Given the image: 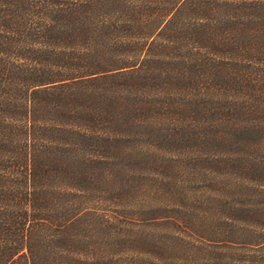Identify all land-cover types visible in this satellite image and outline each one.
<instances>
[{
	"label": "trees",
	"instance_id": "16d2710c",
	"mask_svg": "<svg viewBox=\"0 0 264 264\" xmlns=\"http://www.w3.org/2000/svg\"><path fill=\"white\" fill-rule=\"evenodd\" d=\"M230 236L264 253V0H0V264Z\"/></svg>",
	"mask_w": 264,
	"mask_h": 264
},
{
	"label": "rangeland",
	"instance_id": "374dc122",
	"mask_svg": "<svg viewBox=\"0 0 264 264\" xmlns=\"http://www.w3.org/2000/svg\"><path fill=\"white\" fill-rule=\"evenodd\" d=\"M228 235V230L225 232L224 234V238H226ZM230 239H233L234 242L233 244L231 242H228L231 246H224V243L221 244H215V245H222L224 246V248H216L217 250H213L214 255L216 256V258H218L219 263L218 264H226V263H231L232 261H239L238 259H242L245 258L248 250H244V248H247L245 245H241L239 242V239H237L236 236H230ZM209 240V239H208ZM237 240V241H236ZM205 243H207V240H205ZM204 243V244H205ZM234 245V246H233ZM207 246V245H206ZM219 256V257H218ZM130 256H122V259H125V261H129L130 260ZM204 256H201L199 259L196 260H190V259H183V260H179V261H173L172 264H201V261H205L203 260ZM254 261L259 260V262H263L264 261V253H262V255L259 253L258 255H255L254 259H252ZM254 261H250L248 264H256L254 263ZM240 264H242L240 262Z\"/></svg>",
	"mask_w": 264,
	"mask_h": 264
}]
</instances>
